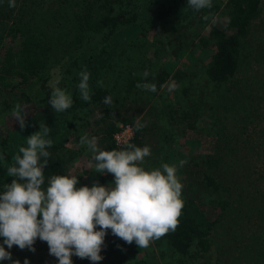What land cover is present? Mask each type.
I'll list each match as a JSON object with an SVG mask.
<instances>
[{
    "label": "rangeland",
    "instance_id": "1",
    "mask_svg": "<svg viewBox=\"0 0 264 264\" xmlns=\"http://www.w3.org/2000/svg\"><path fill=\"white\" fill-rule=\"evenodd\" d=\"M148 1L140 2L142 16L151 14L152 8L146 7ZM158 1L155 2L157 5ZM225 4L226 2L221 8ZM187 11L183 16L187 15L183 24L178 25L182 21H176L163 26L157 22L145 36V43L140 42V47L155 70L164 68L172 74L180 67L182 76L178 79L169 78L154 99L150 91L141 88L130 91L117 88L109 106L111 122L120 125L123 119H128V122L135 119L130 123L136 126L141 121L145 125L143 138L145 146L151 149V156L145 159L143 167L156 168L157 160L162 158L166 163L176 165L177 175L183 184L184 202L192 198L203 205L212 202L219 204V207L224 206L219 210L220 215H217L219 221L212 235L213 245L206 253L212 263L264 264V0L260 13L253 18L246 34L241 38V55L236 73L231 80L219 85L208 77L205 69L216 48L203 47L201 44H194L189 48L190 44L187 45L190 38L196 42L199 40L196 35L203 28L201 23H191L196 11ZM218 13L213 20L217 24L220 23ZM37 21L48 33L46 41L53 52L49 67L42 72L50 75L45 92L51 93L54 82L59 79V87L72 95L74 86L80 82L79 72L86 69L90 75L92 73L86 59L90 55H96L98 42H93L78 52L80 66L68 76L63 56L75 33L73 3L63 5L58 0H52L38 12ZM203 32L204 30L201 33ZM133 35L135 34L130 29L125 28L116 37L119 44L115 46L129 39L141 38L142 41L144 37L143 33L139 37ZM8 41L9 44L12 43L11 40ZM118 50L117 56L110 54L108 58L118 61L125 59L126 51L120 47ZM135 62V59L131 60V71L139 69ZM119 70L120 75L125 77L126 70ZM73 75L77 82L71 80ZM123 81L120 78L118 83ZM171 84H176L177 87L170 92L168 87ZM37 87L38 85H21L13 89L0 88V105H3L6 98L14 108L20 105L24 108L26 120V127L21 128L13 116L14 110L8 112L4 119L0 117V138L13 130V141L26 143L28 136L34 134L33 124L45 118L51 124L49 135L57 136L63 131L61 116L51 106L50 98L40 104L37 100L29 102L22 96V89L28 95H35ZM100 113L98 112L97 119L101 118ZM78 144L79 140L72 138L67 147L76 150ZM98 145L102 148L101 143ZM161 146L165 150L160 149ZM208 157L219 159L218 164L209 171L210 175L220 181L219 191H215L205 181L206 170L201 161ZM69 160L72 167L68 175L79 177V187H91L96 182L111 186L114 176L96 173L95 164L87 156L76 155ZM180 161H185L182 167ZM11 163L13 161L9 160L8 165ZM220 201L224 202L223 205ZM113 240L118 243L113 254L117 264H133L139 259L156 264H190L186 256L165 241H153L150 247L139 248L134 242L129 245L114 236L111 230L105 237L101 252L104 259L99 264H109L112 258L109 255L110 241ZM16 248L18 247L13 246L8 250L13 252ZM35 249V252L28 249L22 252L28 254L29 264H58L57 259L49 255L46 242L37 239ZM151 252L158 254V262L154 254H149ZM203 259L204 257L192 260L194 262L191 263L201 264ZM72 260L73 264H92L88 259L75 256Z\"/></svg>",
    "mask_w": 264,
    "mask_h": 264
},
{
    "label": "trees",
    "instance_id": "2",
    "mask_svg": "<svg viewBox=\"0 0 264 264\" xmlns=\"http://www.w3.org/2000/svg\"><path fill=\"white\" fill-rule=\"evenodd\" d=\"M51 1L16 0V6L13 8L9 7L8 0H0V88L13 89L21 85H38L35 95H28L24 89L21 90V93L27 101L37 100L36 102H40V104L48 100L51 95V93L45 92L50 75L42 72L47 66L49 67L53 52L46 41L48 33L38 23L37 14ZM58 1L63 5L73 3L75 10V33L63 56L67 63V75L70 76L72 70L79 68V51L93 42H98V51L96 55H90L86 59L88 64L90 63L92 71L89 80L91 100L84 101L77 85H75L72 92V107L60 113L63 131L57 136L48 134L45 137L53 141L52 146L47 149L50 157L44 172L45 187L47 180L53 174L68 175L72 167L69 164V158L74 159L76 155L87 156L89 161L95 164L91 152L85 146H81L79 143L76 150L67 147L72 138L80 141V137L85 134L90 137L96 136L98 143L102 145L101 149L109 151L119 150L126 146L119 147L115 143L113 135L118 130V125L111 122L110 105L104 104L103 100L107 96H111L113 99L115 91L119 87L130 91L133 88H138L136 86L138 83H154L157 86V91H150L152 99H154L162 89L161 86H164L169 78L178 79L182 76L180 67L172 74L164 68L155 70L140 47V42L145 43V36L157 22L162 23L163 26L174 24L176 21H182L178 25L183 24L184 18L187 16L183 17L184 13L188 12L187 10H192L188 7V0H149L146 7L152 8L151 14L148 13L144 16L141 15L139 9L141 0ZM156 1H158V5L155 3ZM225 2L226 4L221 8ZM261 3L262 0H218L217 2L212 0L210 9L196 11L193 15L191 23H201L203 28L198 36L196 35L199 40L196 42L195 39L190 38L187 40V45L190 44L189 48L194 44V46L201 44L203 47L214 46L216 48V52L205 69L208 77L218 85L228 82L236 73L241 55V38L246 34L253 18L260 13ZM153 4L155 6H152ZM217 12L220 16L218 24L213 21ZM125 28L130 29L135 34L133 36L139 37L140 33H143L142 41L141 38L129 39L126 40L127 42L115 46L119 44L116 37L120 36ZM203 30L204 32L201 33ZM8 40H11L12 43L9 44ZM187 45H184L185 48H188ZM119 47L126 51V58L120 61L108 58L110 54L117 56ZM133 59L138 64L137 71L130 70ZM99 60L103 63H98ZM119 69L126 70L125 77L120 75ZM146 69L150 73L147 80L142 76ZM116 73L117 75H115ZM113 76L116 77V81ZM70 78L77 82L74 75ZM120 78L124 79L122 83H118ZM14 109L9 99H4L3 105H0V117L4 119L5 116H8V112H12ZM98 112H101L100 119H97ZM129 121L133 123L135 119ZM126 122L128 119H123V123ZM138 122L143 127L138 128L137 124L134 125L135 138L132 144L143 147L145 146L143 135L146 127L141 121ZM40 125L51 128L48 118H45L43 121L33 124L32 131L38 132ZM12 134L13 130L0 138V191L4 184H9L14 179L7 174L9 160H12L19 147L27 146L24 142L15 143ZM160 149L165 150L162 146ZM41 162L43 163V159ZM201 162L204 163L203 166L206 170L205 181L215 191H219L220 181L209 174L210 169L218 164L219 159L208 157ZM162 163H166L164 158L157 160L158 167ZM152 164L154 165V163ZM77 187L79 188L78 185ZM220 203L223 205L224 202L220 201ZM223 207H219V204H212V202L203 205L192 198L186 200L176 231L166 234L155 242L165 241L174 250L186 256L190 264L203 257L201 264H214L206 253L213 245L212 235L219 221L217 215H220ZM0 243H3V238H0ZM110 243L109 255H112V258L109 264H117L113 254L118 243L115 240ZM22 252L23 250L16 248L11 252L12 260H5L0 264H13L15 260L24 264L28 254H22ZM149 254H154L156 260L159 258L155 252ZM133 264H156V262L139 259Z\"/></svg>",
    "mask_w": 264,
    "mask_h": 264
},
{
    "label": "clouds",
    "instance_id": "3",
    "mask_svg": "<svg viewBox=\"0 0 264 264\" xmlns=\"http://www.w3.org/2000/svg\"><path fill=\"white\" fill-rule=\"evenodd\" d=\"M8 2L9 7L16 6V0ZM188 7L195 11L210 9L212 0H188ZM149 75L147 69L142 73L145 80ZM79 77L80 96L90 101V73L81 70ZM59 83V79L54 82L49 102L60 114L72 107L73 99ZM136 86L157 91L154 83ZM176 87L171 84L168 91ZM112 102L111 96L103 100L106 105ZM23 109L17 105L13 111L21 128L26 127ZM137 127L143 125L138 122ZM48 134V126L40 125L38 132L28 136L27 146L19 147L12 157L13 163L7 164V174L14 179L0 191V238H3L0 262L12 260L8 249L13 246L35 252L39 239L47 243L49 255L58 264H73V256L99 264L104 259L101 252L109 230L125 243L134 242L139 248H148L153 241L176 231L184 208L183 184L176 165L162 163L146 169L143 164L151 156L149 146L126 143L119 150H103L95 136L85 134L79 143L91 152L96 173L114 176L111 186L96 182L91 187L78 188L79 177L53 174L45 187L44 172L50 157L47 149L53 144L45 138ZM184 163L180 161V166ZM24 264L29 261L25 259Z\"/></svg>",
    "mask_w": 264,
    "mask_h": 264
},
{
    "label": "built area",
    "instance_id": "4",
    "mask_svg": "<svg viewBox=\"0 0 264 264\" xmlns=\"http://www.w3.org/2000/svg\"><path fill=\"white\" fill-rule=\"evenodd\" d=\"M134 138L135 126L130 122L118 125V130L113 135V139L119 147L126 145V143H132Z\"/></svg>",
    "mask_w": 264,
    "mask_h": 264
}]
</instances>
